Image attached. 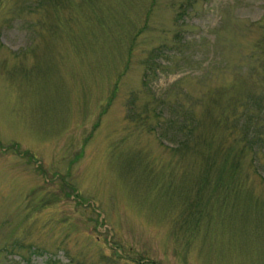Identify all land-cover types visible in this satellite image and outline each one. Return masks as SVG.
Returning <instances> with one entry per match:
<instances>
[{"label":"rangeland","instance_id":"rangeland-1","mask_svg":"<svg viewBox=\"0 0 264 264\" xmlns=\"http://www.w3.org/2000/svg\"><path fill=\"white\" fill-rule=\"evenodd\" d=\"M243 113L264 0H0V264H264V144L197 184Z\"/></svg>","mask_w":264,"mask_h":264},{"label":"trees","instance_id":"trees-1","mask_svg":"<svg viewBox=\"0 0 264 264\" xmlns=\"http://www.w3.org/2000/svg\"><path fill=\"white\" fill-rule=\"evenodd\" d=\"M255 99L256 97H253L251 100L252 102L254 101V103L256 104L258 103V101ZM241 119L244 123L246 122L244 125H242V127H240L241 135H239V138L241 137V139H238V141L242 142L241 145H238L236 143V140H237L236 139L234 142L230 143L232 145L227 144L225 148L222 147V145H219V146H215L211 150L210 144L207 141V139H205L202 136H199L197 137V139H195V143L198 148L197 149L195 147L196 151L198 150L200 151L202 150V148H204L203 150L204 153L202 156V159H203L202 165L198 169L199 177H198L197 184L199 186L202 184H205L207 186V184L210 182L209 187L211 188V191H214L217 188L224 189L225 191L226 190L229 191L233 187L234 172L237 168H239L240 155L243 152V150H248V149L253 150V146H258L261 143L264 144V141H262L261 139L262 137L260 136L261 132L259 130L258 125H256L258 129H255V128L252 129L257 132V135H255L254 133H250L251 123L248 120L253 119V117L248 116L243 113L241 114ZM246 120L249 122V124ZM180 126H183V125L180 124ZM186 132H190L188 128H186ZM249 135L251 136L249 137ZM187 142H188L187 139H182L181 144L185 143V145H187ZM197 142L199 143L204 142L205 145L197 144ZM219 148L225 149L227 153L225 156H223V161L221 162L220 167L218 166L219 169H217V166L215 165V161L213 159L212 152L220 151ZM214 170L216 171V175L213 177Z\"/></svg>","mask_w":264,"mask_h":264}]
</instances>
